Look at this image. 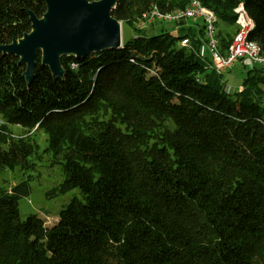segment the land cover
<instances>
[{
    "label": "trees",
    "instance_id": "obj_1",
    "mask_svg": "<svg viewBox=\"0 0 264 264\" xmlns=\"http://www.w3.org/2000/svg\"><path fill=\"white\" fill-rule=\"evenodd\" d=\"M200 1L218 17L223 53L243 2L254 20L249 38L264 53V0ZM149 5L118 0L112 14L136 36L63 55L64 77L39 50L29 82L20 58L0 53L1 118L47 134L65 176L49 197L76 188L82 197L47 226L38 215L21 220L30 179L0 187V264H264V65L241 69L243 90L231 94L224 75L179 44L188 37L198 47L203 30L199 37L184 21L183 34L140 28ZM46 10L43 0H0V45L31 31L29 11ZM34 152L0 134V172L30 169Z\"/></svg>",
    "mask_w": 264,
    "mask_h": 264
},
{
    "label": "water",
    "instance_id": "obj_2",
    "mask_svg": "<svg viewBox=\"0 0 264 264\" xmlns=\"http://www.w3.org/2000/svg\"><path fill=\"white\" fill-rule=\"evenodd\" d=\"M42 17L29 11L32 29L11 43L1 44L0 53L15 54L26 65L24 75L31 81L37 53L54 77H64L63 55L84 57L93 52L122 47V22L112 14L118 0H43Z\"/></svg>",
    "mask_w": 264,
    "mask_h": 264
},
{
    "label": "rangeland",
    "instance_id": "obj_3",
    "mask_svg": "<svg viewBox=\"0 0 264 264\" xmlns=\"http://www.w3.org/2000/svg\"><path fill=\"white\" fill-rule=\"evenodd\" d=\"M174 22L158 20L150 25L149 31L160 32L166 28L174 34H183L184 30L173 29ZM203 30V27L202 29ZM136 36V31L127 24L122 25V44ZM123 46V45H122ZM245 72L240 66H234L225 74L228 86H241ZM0 116V134L5 135L8 140L25 139L34 146L35 152L30 161L32 167L23 169L20 166L14 169L5 168L0 172V187L10 189L24 179H30L31 192L29 196L22 197L19 201L20 217L25 220L30 215L40 216L47 226H53L59 220V214L73 198L82 199L78 188L65 194L49 197L47 191L58 186L64 180L62 165L48 152V136L44 130L34 127L25 128L19 124L5 123ZM5 126V127H4Z\"/></svg>",
    "mask_w": 264,
    "mask_h": 264
},
{
    "label": "built area",
    "instance_id": "obj_4",
    "mask_svg": "<svg viewBox=\"0 0 264 264\" xmlns=\"http://www.w3.org/2000/svg\"><path fill=\"white\" fill-rule=\"evenodd\" d=\"M161 1L150 0L149 8L142 13L140 28L147 29L158 20L174 22L177 28L181 26L179 25L180 21H184L187 24L199 20L203 26V37L199 36L201 40L199 46L195 48L188 37L183 38L179 44L182 47L194 50L199 58L205 61V67L225 76L227 72L237 65L244 71H248L254 65H264V53L261 45L249 38V34L254 28V20L249 15L243 2L234 9L237 31L227 50L223 53L218 36V17L212 9L203 5L200 0H190L184 8L163 10ZM130 62L136 63L135 57H131ZM72 67L77 68V65L73 63ZM144 67L150 74H157L156 69L150 66ZM236 88L239 91L243 90L242 86H228L231 94L234 93Z\"/></svg>",
    "mask_w": 264,
    "mask_h": 264
},
{
    "label": "crops",
    "instance_id": "obj_5",
    "mask_svg": "<svg viewBox=\"0 0 264 264\" xmlns=\"http://www.w3.org/2000/svg\"><path fill=\"white\" fill-rule=\"evenodd\" d=\"M185 25H187L189 27H192V32L194 34H196V35L201 36L200 35V30L202 29L203 26L201 25L199 20L194 21V23L189 22V23H187ZM173 29L178 30L179 27L177 28L176 25H174Z\"/></svg>",
    "mask_w": 264,
    "mask_h": 264
},
{
    "label": "bare ground",
    "instance_id": "obj_6",
    "mask_svg": "<svg viewBox=\"0 0 264 264\" xmlns=\"http://www.w3.org/2000/svg\"><path fill=\"white\" fill-rule=\"evenodd\" d=\"M259 43V42H258ZM260 44V43H259Z\"/></svg>",
    "mask_w": 264,
    "mask_h": 264
}]
</instances>
